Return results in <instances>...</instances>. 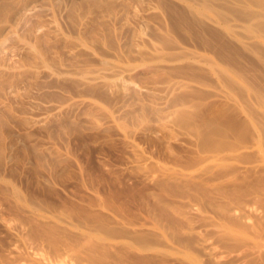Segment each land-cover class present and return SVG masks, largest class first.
Returning <instances> with one entry per match:
<instances>
[{
  "label": "rangeland",
  "instance_id": "1",
  "mask_svg": "<svg viewBox=\"0 0 264 264\" xmlns=\"http://www.w3.org/2000/svg\"><path fill=\"white\" fill-rule=\"evenodd\" d=\"M0 264H264V0H0Z\"/></svg>",
  "mask_w": 264,
  "mask_h": 264
}]
</instances>
